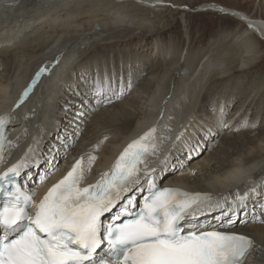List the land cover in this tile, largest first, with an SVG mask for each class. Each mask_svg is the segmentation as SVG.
I'll return each instance as SVG.
<instances>
[{
  "label": "bare ground",
  "instance_id": "6f19581e",
  "mask_svg": "<svg viewBox=\"0 0 264 264\" xmlns=\"http://www.w3.org/2000/svg\"><path fill=\"white\" fill-rule=\"evenodd\" d=\"M84 2L90 8L86 9ZM175 3L170 0H0V57L6 60L5 65L11 63L0 74V115L11 111L36 73L46 69L9 125L13 146L6 149L4 156L7 164L16 163L26 153L29 157L43 158L39 168L32 169L28 191L35 193L41 186L66 175L80 156L85 157L87 168L88 154L97 158L86 173L83 185L96 183L129 143L154 126L158 129L159 148L149 157V166L163 167L162 172L156 173L162 184H180L186 190L214 196L234 194L237 189L245 191L246 182L253 178L257 184H264V134L250 140L246 133H243L245 137L237 134L249 128L264 132V119L255 122L256 127L249 122L259 118L258 110L255 114L251 111L252 116L249 113L252 104L249 98L256 88H249L246 95L241 93L246 83L244 72L261 58L256 36L264 39V19L258 23L249 14L230 9L228 12H234L245 23L246 30L235 31L231 37L227 36L229 40H214L202 57L199 50L197 55L183 57V51L179 55L175 48L174 57L168 58L167 48L156 41L154 45L161 61L147 72L137 74L135 83L142 95L135 92L125 101L122 97L128 92L118 99L111 96L110 103L106 100L91 109L86 88L78 87L73 81L76 71L72 67L82 53L94 49L96 53V47L103 50L104 46L110 47L118 39L134 33L150 37L171 29L175 24L162 23L163 17L152 14L160 7H169L172 13L176 10ZM215 6L205 4L202 9L214 10ZM141 59L139 66L146 64ZM183 60L189 67L181 73L180 82L172 87L171 78ZM233 75H236V84L232 96L221 98L217 112L208 114L213 101H206L207 106L203 104L200 97L205 85L211 79L226 82V77ZM76 104L81 107L67 114L65 110ZM65 115L71 118L67 120ZM212 115L216 119L210 118ZM79 117V121L74 120ZM62 119L67 122L63 123ZM245 122L248 127H244ZM97 144H100L99 151L93 153V146ZM194 145H198L199 158L190 160L189 146ZM30 147L34 152H29ZM169 153L167 165H162L161 161ZM192 170L195 175L191 174ZM167 172L169 175L163 181ZM46 173L50 178L41 184ZM142 196L137 194L138 203H142ZM259 205H264V198L250 201L249 213L254 211L259 215L257 211L262 208ZM231 231L250 236L260 246L246 258L245 264H264V223H249L246 227L237 224Z\"/></svg>",
  "mask_w": 264,
  "mask_h": 264
},
{
  "label": "snow or ice",
  "instance_id": "6c2138e0",
  "mask_svg": "<svg viewBox=\"0 0 264 264\" xmlns=\"http://www.w3.org/2000/svg\"><path fill=\"white\" fill-rule=\"evenodd\" d=\"M45 71L41 68L12 110L0 115V164L6 163V144H12L8 127ZM81 80L97 105L110 103L111 96L119 98L132 86L131 78L123 76L90 77L85 72ZM157 131L154 126L129 143L95 184L82 186L96 155L88 154L87 168L80 156L39 201L25 189L42 157L26 153L0 172V264H245L260 246L231 229L264 223V212L249 213L250 201L264 198V184L253 178L246 182L247 190L223 196L159 187L156 173L164 169L149 167V157L159 148ZM197 147L189 146L188 159L199 155ZM99 148L93 146V153ZM49 178L46 173L41 184ZM137 194H143L142 203Z\"/></svg>",
  "mask_w": 264,
  "mask_h": 264
},
{
  "label": "rangeland",
  "instance_id": "374dc122",
  "mask_svg": "<svg viewBox=\"0 0 264 264\" xmlns=\"http://www.w3.org/2000/svg\"><path fill=\"white\" fill-rule=\"evenodd\" d=\"M170 3H175V11H172L171 13V9H169V7H160L158 8L159 10H157L155 14L153 13L152 15H155L158 18L163 17L162 23L164 22L165 24H175L171 29L167 30L166 32L162 31V33H156L150 37H144L140 34V32L134 33V35L128 36V38L125 37L123 39H118V42H113L110 47L104 46V51L100 49L101 47H96L97 54L94 52L95 49L90 52L87 51L88 53H82L79 60L75 61L72 67V70L76 71L75 77L73 76V81H76H74L76 85L78 87L86 88L85 85L82 84L84 82L81 80V76L85 72H87L90 77L94 75L96 76L98 74L110 75L114 78L123 76L125 81H127L130 77L132 86L129 90L125 91V93H128L124 94L122 99L125 101L126 98L127 100V96L128 98H130L131 95L135 92L140 96L142 94H139V92L137 91L138 89L136 87L137 84L135 83V77L138 76V73L140 74L143 71L147 72V70L153 68L154 63L158 64L161 61V58L155 48L156 41L161 43L165 49L167 48L168 58L174 57L173 50L175 48L178 49L179 55L181 54V51H183V57L184 55L188 57L189 54L197 55L199 51H202V54L199 56L202 57L203 53L207 51V49L210 47V44H212L214 40H217L219 38H226V40H229L227 36L231 37L232 34L235 33V31L240 30L242 32L243 30H246L247 26L245 25V23L241 22L234 14L228 12L230 11V9L247 13L253 18L258 19V23H263L260 19H264V0H170ZM205 4H216V6L214 7V10L209 8L202 9ZM82 5L86 7V9L88 7L90 8V4L88 2H84ZM227 8V11H221V9ZM256 40L260 43L261 46V58L252 67V69H250L248 72H244L245 76L242 77L246 79V83L245 86H243V88L241 89V93L246 95L249 93V88H256L254 90L255 92H253L255 94L252 93L249 98V101L252 100V104H250L251 107H249V113L252 116V112L256 113L258 110L259 118L256 121H252L250 119L249 122L251 123H260V119H264V39L256 36ZM113 54L116 55L114 56ZM104 55H106L105 58ZM140 59L143 61L145 60L144 63L146 64H142L141 66H139L138 63ZM5 63L6 60L3 59V57H0V66H3V69L0 67V74L11 67L10 62H8L7 65H5ZM185 63L186 62H184V60L178 63V70L171 78L172 87L180 82L179 77L181 76V73H183V71H186V69L189 67V63ZM143 68L144 70H142ZM90 69L92 72L90 71ZM110 69H112V71ZM102 70H106V72L101 73ZM234 77H236V75H233L232 77H226V82H222L221 80L216 79H211V81L209 80V82H207L204 89L202 90V95L200 98H203V104L206 103V106L209 104V102L206 101H213L212 104H209L211 108L207 111L208 114L211 112H213V114L217 112V104L221 100V98L229 99L232 96V88L236 84ZM87 100V103L89 104L91 109L100 106L97 105L93 99H90V97H88ZM78 106L81 107V105L76 104L73 108H68L65 111H67V114L68 112H70V114H73L75 113V110L78 108ZM76 117L78 116L76 115ZM215 117L216 116L212 115L210 118L216 119ZM65 118L69 120L71 117L65 115ZM80 119L81 117L74 120L79 121ZM67 120L62 119V122L66 123ZM259 129L260 128H257L256 131L255 128H249L244 131L240 130L239 132H237V134L246 133L247 136L250 137V140L258 138L262 134H264V132L259 131ZM244 134L242 135L243 137H245ZM247 143L249 144V142ZM259 207H262V205H259Z\"/></svg>",
  "mask_w": 264,
  "mask_h": 264
},
{
  "label": "water",
  "instance_id": "95a60500",
  "mask_svg": "<svg viewBox=\"0 0 264 264\" xmlns=\"http://www.w3.org/2000/svg\"><path fill=\"white\" fill-rule=\"evenodd\" d=\"M228 9H225V11H227ZM232 13H234V12H232Z\"/></svg>",
  "mask_w": 264,
  "mask_h": 264
}]
</instances>
